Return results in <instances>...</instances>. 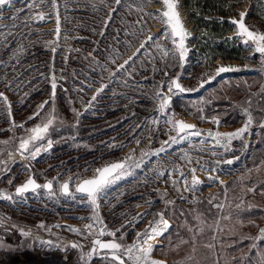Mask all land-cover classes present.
<instances>
[{"label":"rangeland","instance_id":"374dc122","mask_svg":"<svg viewBox=\"0 0 264 264\" xmlns=\"http://www.w3.org/2000/svg\"><path fill=\"white\" fill-rule=\"evenodd\" d=\"M133 2H135V0H133ZM146 2V12H152L157 7L156 4L148 2V0ZM78 3L79 0H57V10L60 16V34L58 43L55 45V54L51 51L53 45L46 46L48 41L57 39L55 35L56 11L51 8V0H45L41 7H33L31 9V12L43 11L46 13V18L43 21H34L32 19L26 21V23H30L28 27H32V81H36L35 78L37 76L33 75L38 73L37 71L33 74L35 67L42 65L52 66L53 59L56 76L58 78L62 76L65 79L66 74L64 68L68 65V62L71 61L70 59L75 58L69 57L70 49L74 47H78L79 49V41L76 42L77 38L89 37L91 40H94V35H88V33L85 32L87 21H78V23L83 25L82 27H80V24L75 22L78 15L76 13L80 12L78 10ZM127 3V1L123 0L119 8H126L124 9V13L120 14L125 15L129 19H126V21L123 19L121 22L122 26L113 24V20L111 23L114 31L116 32V35L113 36L115 39V45L113 48L119 50L121 53L120 57L116 59V64L122 63L124 59L130 56L149 31L155 35L162 29V25L153 17L146 16L143 13L136 12L135 10L129 11L127 9ZM116 7L117 6L113 2L110 7L109 5H105L104 10H100L97 17L105 20L108 16L109 9ZM16 8L24 9V11L19 14V18L16 19L20 22L25 19V15L29 13V9L21 3V0H14L10 7H5L0 10V37H3V34H16V32L10 31L11 28L13 29V21H15L10 17H12L13 11ZM244 9H247L246 23L254 26L255 29L264 31V0H235L234 2H230V7L227 8V15L225 17H220L219 19V21L224 22L222 30L223 28H229L230 30H226V33L222 38L212 39L217 43H221V46L224 44L221 48H225L227 50L231 49V53L238 56L235 58H232L233 56L231 58H224L222 56L216 57L214 54L208 55L204 52L206 48H203L201 42L209 43V37L205 38L207 42H205L202 37L209 34H202L200 29L192 23L185 9L184 1L179 0V11L181 17L184 21L185 27L192 33L189 43L190 52L188 61L185 65L182 83L185 86L195 87L202 73L208 72L211 74L215 67L219 64L231 65L239 68L238 71L222 73L214 81L206 84L199 92H194L191 95L174 97L173 108L177 113L175 118L196 124L197 128L201 131L216 129L217 126L207 120L202 122L198 119L195 109L191 107V101L197 96L203 95L210 98L214 97L212 104L206 106V114H220L221 124L218 126V130L221 132L233 131L242 125L243 116L242 112H240L239 118L241 120H238L233 124L231 122H224L221 111L223 110V106L226 104L224 102L226 101L225 97L229 98L230 96H238L246 101L247 97L255 92L247 94L244 91L243 95L242 88H249L252 84L254 88L256 85L261 87V84L264 83V72L259 70L258 54L255 59H247L246 57L249 56V50L245 49L239 41L228 39L234 31V25L230 23L229 17L237 16L238 18L239 11ZM141 16H143L142 23L145 31L143 33H137L134 37L132 35L133 30L139 27V25L135 22ZM88 17L90 16L88 15ZM113 17L114 15H112L111 19H113ZM214 18L217 19V16ZM21 23L24 22L22 21ZM75 26L78 27L79 31L73 30ZM125 30L128 32L127 36L125 35ZM117 31H119L118 36ZM205 33H207V31H205ZM126 41L131 44V47L127 46ZM160 43L164 44L167 42L161 40ZM113 48L109 54L103 58L101 57L100 61L97 60L98 58L96 57L92 62V66L85 65L88 68L90 67V70L85 69L84 72L80 73L79 77L73 74L70 75L69 78H71V81L69 78L67 79V81L73 85L72 88H69L71 94H69L70 98L68 100L70 108L68 116L72 119V121L69 120L70 124H74L76 119L73 109L80 112L79 121L80 118H83V123L91 126L105 121L106 125L104 126L114 127L113 123L115 122L108 121L112 118L115 119L121 116V119H118L117 121L120 124L119 128L116 129L115 132L112 131L109 134L107 133V135H100L102 130H100V133H98L99 130H95L93 132L89 131L84 135V137L90 135H94V137H91L90 140H85L83 144H80V149L71 148L74 153L72 154L73 156H70V159H74L75 162L78 161L77 159L82 161L81 157H83V151H85L87 155L88 149H94L95 157L99 158L96 163H94V168L103 163L104 160L123 158L126 154L133 150L135 152V156L139 158L141 149L150 150L159 148L160 142L168 138L167 135L164 134L168 126L161 122L159 125V132L155 131V126H152V136H154L155 139L152 144L149 145V124L146 118L154 114V101L152 99V94L155 91V85L163 78L164 65L160 60V56L157 54L155 49H149V51H151L156 57L155 64L159 69L156 73L152 72V62L149 61L147 57L140 55L135 64V71L138 74L128 77L121 73L117 76L115 81L109 83L108 72L105 71L101 73L99 65H105L108 69L115 68V64H112L108 59L110 55H114ZM33 53H38V55L35 57L33 56ZM205 56L210 57L209 62L204 60ZM65 57H67L66 62ZM97 61L99 62V65L97 64ZM141 63L144 64V68L140 67ZM206 64L207 66H205ZM245 65H247L246 68L244 67ZM13 68L14 67L11 66L10 70H13ZM177 71H180V69L176 68L172 75H175ZM1 75L2 74L0 72V79ZM48 79H50V77ZM101 82L107 83V88L97 95V99L93 101L91 107L86 110L85 105L91 99L95 89L99 87ZM77 87H83L84 91H77ZM237 92H239V94ZM216 100H218V102H216ZM132 102H137L136 105H138V107H143L144 102L148 103L146 112L143 114L140 112H138L139 114L134 113V115L138 116L135 122L134 119H130V114L134 111L132 107L131 110L129 109V104L133 105ZM183 106L188 107L186 109ZM117 108L118 110L122 109L123 112H117L113 114V116L108 115L109 112H116ZM65 110L68 109L65 107ZM260 117H258V119ZM94 118L97 120L99 118L100 120L94 121L92 120ZM124 121H126V125H124ZM138 125L141 127H137ZM250 131L251 135L245 134L244 136V141L248 142L247 148L242 146L243 141L235 140L232 142L230 151L218 149L215 156L212 155L211 152L206 151L211 148L212 145H200L198 143L199 138H194L191 148L188 142H181L171 145L164 153H160L158 156H148L145 158L144 164L139 169H135L131 176L118 181L107 192L106 196L101 200V215L104 217L108 225H111V219L114 218V216H116L117 219H121L118 224H122L125 219L131 220V217L136 213L147 211L149 212V215L145 216L141 222L137 223L135 229L133 230L139 231L144 228L150 219H152L151 212L165 207L163 201L157 194V190L160 192H164L166 190L168 198L175 200V204L169 206V211L167 213V218L171 221V231L166 234V238L163 240L162 244L158 243V245H156L154 256L167 261V264H175L186 254L190 253L188 248H183L188 244L180 245L179 248L176 249H173L171 245L177 244L178 239L181 237L188 238L187 234H189V232L185 227L186 220L191 224H195L196 221L194 220V217L197 214L202 215V213H200L195 206L196 203L204 199L208 200L207 203L213 210L214 214L210 210L209 212L212 213H210L211 219L207 221L208 223H212V221L219 215L220 211L219 209L212 207L209 203L213 197H215L213 202L224 203L225 197L227 196L228 203L225 204V214L229 211L235 212L236 210L233 207H230V205L238 203L239 199L242 198L245 201V205L241 210V215H244L242 219L245 223H237L235 216H233L230 220L221 221L222 231L217 232L216 241L211 240L210 242L215 244V249L209 250L213 254L209 256V259H212L214 264H216L217 260L219 261V264H231V262H233V258L236 257L237 263L234 264H242L247 263L249 260V257L243 256L242 253L245 251L255 250L258 261V252H264V250L260 249L258 245L264 240L256 242V247H251L253 241L250 237H253L258 233L257 225L264 226V194H262L264 193V164L261 163V161H264V151L263 153H260L263 146L258 151H256L255 148V145H260L262 143L264 134L257 133L256 125H254ZM136 139L141 141L139 145L135 143ZM120 144H123L124 147H109V145ZM75 147H77V144ZM200 148L205 149V151H199L198 149ZM185 151L190 152L193 166H196L195 161L199 159L201 163L207 161V166L209 167L215 165L217 171L209 173L198 169L196 174L202 182L198 190L195 193L184 192L182 190L178 194L172 188L167 179V175L158 179L157 176L154 175L152 169L155 168L159 170L161 168H171L174 165H180L190 181L191 173L189 171V166L186 161L180 159L181 153ZM256 152L263 155L262 158L259 157L260 162L258 163L253 158ZM66 155L67 153H65L64 156H61L60 159H55V156H53V160L51 161L53 162L52 164L63 161V159L65 160L67 157ZM101 156H103V160L100 159ZM233 156L238 157V159L233 160L231 164L217 163L218 160L227 161L232 159ZM86 159L91 160L93 158L87 157ZM87 174L91 175V172H88ZM210 175L218 177L219 179L216 180L215 183H211L209 181ZM220 180L224 181L223 185L219 182ZM230 180L233 181L232 184L227 186V189H225L224 185H226V183ZM253 180H256L257 182H250ZM253 185L255 186V189H257V187L259 189L245 194V186L252 187ZM180 186L181 189H183L182 183ZM121 193L123 194L121 195ZM180 195L187 197V199H179ZM220 195H222L221 198H219ZM193 196L196 197V202L193 201ZM67 199L68 200L54 201L51 203L42 201L32 204L31 202H28L21 204L20 207H18V203L12 204L9 201L0 200V217L7 219L9 227L13 222L21 226L31 227L34 233H38L45 239L55 240L57 236H59L65 240H81V237L69 231L63 230L62 228L53 227V235L49 236L47 232L36 229L35 227L40 221H44L45 224L49 225L60 224L62 226L74 225L82 227L85 221L78 219V217H87L90 213V209L83 207L79 198L76 200ZM149 200L152 201L151 206L146 203V201ZM247 204H251L253 207L248 209L246 207ZM35 205H42L43 208L40 210H34L32 209V206ZM136 205L140 206L136 207ZM173 208L174 211L172 210ZM255 209L259 210L254 211V213L251 212ZM18 210L25 211V213L19 214V212H16ZM181 210H183V213H181ZM121 213H125L126 215L122 217ZM257 214L262 215L257 217ZM202 216L207 219L206 215ZM248 220L255 221V224L247 223ZM182 232L185 234H182ZM204 234H208L210 237V232L207 228H205ZM168 236L171 237V245L167 239ZM0 240L5 241V247L0 249V264H61L60 255L62 253V248H48L42 246L39 242H35L34 244L32 240L21 237L18 229H12L10 231L0 229ZM221 241H223V243H221ZM245 242H247V244ZM85 243L87 242L85 241ZM241 243H244L245 246H236ZM202 244L198 245V254L202 249ZM161 246H163V257L158 253ZM234 246L236 249L235 251H232L231 249ZM229 251L235 253H230ZM78 255H74L72 257V261H76ZM198 257L202 258L200 255H198ZM205 263L206 262H204V264Z\"/></svg>","mask_w":264,"mask_h":264},{"label":"snow or ice","instance_id":"6c2138e0","mask_svg":"<svg viewBox=\"0 0 264 264\" xmlns=\"http://www.w3.org/2000/svg\"><path fill=\"white\" fill-rule=\"evenodd\" d=\"M14 0H0V10L5 7H10ZM45 0H21L26 8L29 9V13L25 15V20L32 19L34 21H43L46 18V13L43 11L31 12L33 7L39 8L44 4ZM103 2V0H101ZM123 0H113V3L117 6L116 8H110L107 18L104 21L105 29L111 20L113 14L118 11L119 6L122 4ZM148 2L157 5L154 11H145V0H128L127 9L129 11L135 10L136 12L143 13L146 16L153 17L161 25L162 29L157 34H152L150 31L144 38L140 41L139 46L132 52L130 56L123 60L122 63L116 64V59L121 55L119 50L114 49V55L108 57L112 64H115V68L108 69L105 65H99L101 73L108 72V82H113L116 80L117 76L121 73L128 77L138 74L135 71L136 60L140 55H143L152 62V72L156 73L159 69L156 67L155 60L156 57L153 55L149 49H155L157 54L160 56V60L164 65L163 78L155 85V91L152 94V99L154 101V114L147 117L146 120L149 124V145L152 144L155 139L152 136V126H155V131L159 132V125L161 122L165 123L168 127L164 134L167 135V139L160 142V147L156 149L140 150V157L135 156V152L130 151L123 158H116L113 160H104L103 163L99 164L95 168H91L86 165L82 171H77L69 175L66 179L60 181V176L62 173H58L56 176L50 179H45L41 184L38 182L35 174L31 169V161H36L42 153H48L53 148V144L56 140L53 139V133L57 132L62 128L65 123V117L61 116L56 107V93L58 88V80L64 79V77H57L53 65L51 66L50 72V86L51 92L49 98L41 101L36 105L35 110L25 119L21 120L19 123L14 119V113L12 110V102L5 92L0 91V105L3 106L4 113L7 116V122L9 127L6 131L12 133L6 139L0 140V175L10 172V165L15 163L17 160L25 162L23 171L27 172L28 175L23 182L16 184L14 191H7L0 189V200L9 201L12 204L26 202V193H33L39 195L40 189L44 190V194L48 198L56 197L57 186L59 194L64 198H69L76 200L78 197L80 203L83 207L90 209V213L87 217H78V219L84 220L85 223L82 227H77L74 225L62 226L60 224L49 225L45 224L44 221H40L35 227L36 229L43 230L49 234L53 235L52 228H62L63 230L69 231L79 237L81 240H65L59 236L55 240L45 239L38 233H34L31 227L21 226L16 223H12L9 227L7 219L0 217V229L4 231H10L12 229H18L21 237L30 239L34 242H39L42 246L51 248H63L67 250L68 246L72 249H76L79 252L78 261L79 264H167V261L163 259L156 258L154 256V251L156 250V244H162L163 240L166 238V234L171 231V221L167 218V213L169 211V206L175 204V200L168 198V193L165 190L160 192L157 190V194L164 203L163 209H158L151 212L152 219L144 226L143 229L135 231V236L131 243H126V237L128 235V229H135L137 223L141 222L145 216L149 215V212L136 213L131 217V220L125 219L119 227L112 228L108 225L104 217L101 215V200L106 196L107 192L115 185L118 181L124 179L125 177L131 176L135 169H139L150 155H159L164 153L167 148L171 145L178 144L181 142H188L191 148L194 138H199L198 143L200 145L209 144L212 145L211 148L207 149L216 155L218 149H224L225 151H230L232 147V142L235 140L243 141L242 146L244 148L248 147V142L244 141L245 134L251 135V129L254 125L257 126V133L264 134V109H261V117L256 119L251 111L252 97L254 95L260 94L264 95V83L261 84L258 93L250 94L246 101L239 105L243 122L242 125L233 131L221 132L218 130V126L221 124L220 114L207 115L206 106L212 104L214 97H205L203 95L197 96L191 101V107L195 109V113L200 121H209L216 125V129H208L206 131H201L197 128L196 124L185 122L182 119H176L177 113L173 108L174 97H179L183 94L199 92L206 84L214 81L222 73L238 71L239 68L231 65L219 64L211 74L204 72L198 79V83L195 87L185 86L182 83V77L184 74L185 65L188 61V56L190 52V37L192 33L185 27L184 21L181 17L179 11V0H148ZM51 8L56 11V28L55 35L56 40L48 41L46 46L53 45L51 51L53 54L56 53V46L58 43V38L60 34V16L57 10V0H51ZM23 8H16L13 11V20L19 18V14L23 12ZM247 9L241 10L237 16L229 17L230 23L234 25V31L231 36L228 37L229 40L239 41L245 49L249 50V56L247 59H255L258 54L259 59V70L264 72V31L255 29L254 26L246 23ZM143 16H141L135 22L139 27L134 29L132 35L135 37L137 33H143L145 31L144 25L142 23ZM14 27V25H13ZM101 30V33L105 31ZM119 31H117V36ZM125 35H128L127 30H125ZM166 41L167 43H160V41ZM119 42V41H117ZM127 43L128 47L131 44ZM25 51L23 45H18L13 56H18ZM93 55V53H89ZM67 57H65V62ZM204 60L206 62L210 61V57L205 56ZM207 66V64L205 65ZM141 68H144V64H140ZM245 68L247 65L244 66ZM169 68L176 69L179 68L175 75H172ZM12 81H9L5 87L11 90ZM108 84L101 82L99 87H97L91 97V99L85 105V109L91 107L93 101L97 99V95L101 93ZM77 91H84L83 87H77ZM67 91V89H65ZM227 99V97H225ZM22 102V101H21ZM50 105V106H49ZM187 109L188 106H183ZM75 113V123L72 125L74 128L79 124L80 112L73 109ZM33 121L31 126H28V122ZM137 127H141L138 125ZM19 130V134H17ZM5 131V130H0ZM135 143L139 145L141 141L139 139L135 140ZM110 148L124 147L123 144L120 145H109ZM199 151H205V149L200 148ZM103 160V156L100 157ZM180 159L186 161L189 166V171L191 173V179L189 181L188 176L183 171L180 165H174L171 168H161L159 170L152 169L154 175L158 179L163 178L167 175V179L170 182L172 188L179 194L182 190L184 192L195 193L200 184L202 183L198 177L197 170L209 173H214L217 171L215 165L207 166L208 162L204 161L201 163L199 159L195 161L193 166V161L190 156V152H182ZM238 159V157L233 156L232 159L227 161L218 160L217 163H228L231 164L233 160ZM95 161H93L94 163ZM264 164V161H261ZM51 167V166H49ZM91 172V175L87 173ZM43 174V173H42ZM14 179L10 178L8 184L12 185ZM218 177L209 176V181L215 183ZM58 182V183H57ZM222 185L224 181H219ZM181 183L183 184V189H181ZM227 189V185H224ZM74 188V191L72 190ZM255 186L247 187L245 186V194L253 192ZM123 193H121L122 195ZM264 194V193H262ZM179 199L186 200L187 197L182 195ZM193 201L196 202V197H192ZM215 197H213L209 203L212 207L219 209V215L212 221L208 223L201 214H197L194 217L196 221L195 224L185 221V227L190 233L189 238H179L177 244L171 245V237L168 236L169 244L173 249L179 248L180 245L188 244L190 246V253L182 257L177 264H204V259L198 257V245L201 244V237L204 234L205 228L210 232V239L216 241L217 232L222 231L221 221L230 220L233 216L236 217L237 223L243 224L245 221L241 218V210L245 205V201L240 198L238 203L231 204L236 211H229L225 214V204L228 203L227 196L225 197L224 203L213 202ZM150 206L152 201H146ZM140 205H136L139 207ZM248 209L253 206L247 204ZM174 211V208L172 209ZM183 213V210H181ZM125 213H121V216H125ZM247 223L255 224V221L248 220ZM258 233L250 237L253 241L251 247H256V242L264 240V226H258ZM85 241L87 243H85ZM223 243V241H221ZM33 244V246H34ZM5 247V241L0 240V249ZM202 247L214 250L215 244L209 243L207 241L203 242ZM257 264H264V252H258ZM216 264H219L217 260Z\"/></svg>","mask_w":264,"mask_h":264},{"label":"trees","instance_id":"16d2710c","mask_svg":"<svg viewBox=\"0 0 264 264\" xmlns=\"http://www.w3.org/2000/svg\"><path fill=\"white\" fill-rule=\"evenodd\" d=\"M128 2V0H125ZM147 1V0H146ZM145 1V7H147V2ZM184 1V6L185 9L188 13V17L189 19L192 21V23L195 24V26L200 29V31L202 32V34H209L207 36H204L202 38H204L203 40L205 42H207L205 40L206 37H209V43H203L201 42V45L203 46V48H206L204 52H206L208 55L211 54L214 56H222L224 58H235L238 55H233L231 53V49L227 50V49H223L221 47L224 46V44L221 46V43H217L216 41H214L213 39H220L224 36V34L226 33V30H230L229 28H223L222 30V25H224V22L219 21L220 17H225L227 15V8L230 7V2H234L235 0H183ZM113 0H103V2H101V0H79L78 3V10L80 11L75 22L78 23L79 20H83L84 22L87 21L86 23V31L88 33V35H94L95 38L94 40H91L89 37L88 38H81L78 37L76 42L79 41V49L78 47H74L70 49V58L75 57L74 59H70L71 61L68 62V65L65 66V79H60L65 81L66 83L69 84V88H72L73 85L71 83H69L67 81V79L70 77V75H76L77 77L80 76V73L84 72L85 69L90 70V67H86L85 65H89L92 66V62L95 60V58L97 57L100 61V58L105 57L107 54L110 53V51L112 50L113 46L115 45V39H114V35H116V32L113 29V25L112 20H113V24H116L117 26H122L121 22L123 19H129L128 17H126L125 15H121L122 13H124V9L126 8H119L118 11L113 14L114 17L113 19L110 20V22L108 23L106 29H105V25H104V21L103 19L97 17V15L99 14L100 10H104V6L105 5H110L112 4ZM119 13V14H118ZM121 13V14H120ZM88 15L90 17H88ZM83 16V17H81ZM217 16V19H215L214 17ZM133 21V19H132ZM82 27L83 25L80 24ZM125 26H126V22H125ZM96 28V29H95ZM99 28V29H98ZM105 29V31L103 32V34L101 33V30ZM73 30L79 31L78 27L75 26L73 28ZM123 30V29H121ZM204 30V32H203ZM205 31H207V33H205ZM91 32V33H90ZM213 38V39H212ZM114 49V48H113ZM93 53V55H89V53ZM38 53H33V56H37ZM39 60V58H38ZM176 69H172L169 68L168 71H170L171 73H173ZM164 71V69H163ZM71 81V78H69ZM58 80V81H60ZM243 90V95H244V91L248 94L255 92L258 93L260 87H258L256 85V87L254 88L253 84L249 87V88H242ZM239 94V92H237ZM56 99H58V95L56 96ZM65 99V98H64ZM69 100V99H68ZM225 100V99H224ZM66 102V101H64ZM143 102V101H142ZM216 102H218V100H216ZM226 104L223 106V110L221 111L223 116L222 119L224 120L225 123L231 122L232 124L237 122L238 120H241L240 117V112L241 109L239 107V105L243 104L245 102V100L241 97H232L230 96L229 98L226 99V101H224ZM132 104H129V109L131 110V107L133 108V112L130 114V119L133 120L134 122L136 121V119L138 118L137 115H134V113L139 114L138 112H140L141 114H143L144 112L147 111V106L148 103L144 102V106H140L138 107V105H136L137 102H132ZM59 104V103H58ZM56 104V105H58ZM68 104V102H67ZM62 106V105H61ZM68 110L64 111L62 115L63 117L68 116V112L70 111L69 108V104H68ZM261 109H264V95H260L257 94L256 96L254 95L252 97V105H251V111L254 114V117L256 119H258V117H260L262 114L260 112ZM136 111V112H135ZM117 112H123V110H118V108L116 109V112H109V116H113V114L117 113ZM69 117V116H68ZM100 118V117H99ZM98 118V120H100ZM118 119H121V116L115 119H110L108 122H115L114 127H107L104 126L105 121L94 124L93 126L91 125H87L85 123H81L76 125L74 128L72 127L73 124L69 123V120L72 121L71 117L69 120H67V122L65 123V125L60 128V132L62 133L63 130H66L67 128V135L70 136H74L75 140H82L83 138H89L90 136L84 137V135L91 131H95V130H99L98 133H100V130H102V133H100L101 135H107V133H111L112 131H116V129L119 128V122ZM94 121H98L97 119H92ZM80 123V122H79ZM124 125H126V121L123 122ZM79 130L82 132L83 131V135H81L79 133ZM57 132H54V136H56ZM66 135V134H64ZM61 136V135H59ZM120 136V135H119ZM60 137L59 139H57V141H61ZM88 139V140H89ZM57 143V142H56ZM58 144V145H57ZM56 144V149L55 152H61L64 150V146H59L61 145V143H57ZM256 147V151H258L262 146L261 152L263 153L264 151V138L262 143L259 145H255ZM260 153L254 154V159L256 160V162H260V158L263 157V155H260ZM232 180L228 181L226 183L227 186H230L232 184ZM250 182H257L256 180L250 181ZM257 189H259L257 187ZM255 189V191L257 190ZM222 195L219 196V198H221ZM207 199L201 200L200 202L196 203V207L199 210L200 213H202V215H206L207 216V220L211 219V212H209L210 210L213 212V210L211 209V207H209L208 203H207ZM181 209V207H180ZM185 210V209H184ZM259 209H255L251 212L254 213V211H258ZM178 211V210H177ZM178 213V212H177ZM182 213V212H181ZM211 213V214H210ZM242 213V212H241ZM214 214V212H213ZM194 215V214H191ZM262 214H257V217H259ZM213 217V215H212ZM244 215H241V218H243ZM213 219V218H212ZM182 234H185L184 232H182ZM188 238L190 236V233L187 234ZM201 244L205 241L207 242H211V239L209 237L208 234H204L201 238ZM247 244V242H245ZM264 241L262 243H259L258 247L262 250H264ZM236 246H245L244 243L241 244H237ZM183 248H188L189 252H190V246L187 245ZM201 251L199 252L198 255H200L203 259L204 262H206L205 264H214V262L212 261V259H209L210 255H213L209 249H206L204 247H201ZM236 247L234 246L231 250L235 251ZM229 251L230 253H235ZM158 253L163 257V246H161L158 250ZM243 256H248L249 260L247 263H242V264H257V254L255 250H251V251H245L242 253ZM237 263V258L234 257L233 258V262H231V264ZM177 264V262L175 263Z\"/></svg>","mask_w":264,"mask_h":264},{"label":"flooded vegetation","instance_id":"af4514ba","mask_svg":"<svg viewBox=\"0 0 264 264\" xmlns=\"http://www.w3.org/2000/svg\"><path fill=\"white\" fill-rule=\"evenodd\" d=\"M28 20L23 19L22 21L24 23H21L22 21L20 22L19 20L13 21L14 27L13 29L11 28L10 31L16 32V34H3V37H0V72L2 74L0 79V91L5 92V94L9 97V100L12 102L14 119L17 121V123H19L21 120H25L35 110L37 104L49 98L51 92V86L49 82L50 79H48L50 77L49 74L51 72V66L42 65L39 67H35L33 74L37 71L38 73L33 75L37 76L35 78L36 81H32V27H28V25H30V23H26V21ZM18 45H23L25 51L18 56H13V53L15 52V49ZM11 66L14 67L13 70H10ZM9 81H12L11 90H8L5 87V85H7ZM65 89H67V91H65ZM69 94H71L69 90V84L63 80L58 81V88L56 93V96L58 95V99H56V104H59L56 105V107L61 116L64 115L63 112L66 111L65 107L68 108L67 102L70 98ZM191 94L192 93H189L187 95ZM69 119L70 117L67 116L65 119L66 122ZM83 122L84 119L80 118L79 124ZM32 123L33 121H29L28 126H31ZM8 127L9 125L7 122V116L4 113L3 106L0 105V130H5L0 131V140L6 139L8 136L12 135L11 132L6 131ZM67 131L68 130L66 128V130H63L62 133H59V129L56 136L53 137V139L56 140L57 143H61V145L59 146H64L63 151L54 153L57 144L55 142L50 152L42 153L36 161L30 162L32 172L35 174L39 183L42 184L45 179H50L51 177L56 176L58 173H62L59 178L60 181H62L69 175L76 173L77 171H82L86 165L94 168V163H96V161L99 159L98 157H95L94 149H88L87 155L86 152L83 151V157H81L82 161H80V159H77L78 161L75 162L74 159H70V156L74 153L71 148L80 149V144H83V142L85 140H88L89 138L87 137L83 138L82 140H75L74 136L69 137L67 135ZM79 133L83 135V131L81 132L79 130ZM17 134H19V130ZM52 135H54V133ZM60 137H62L63 139H61V141H57V139H59ZM91 137H94V135H91ZM76 144L77 147H75ZM65 153H67V157L65 160L63 159V161L52 164L53 162L51 161L53 160V156H55V159H60V157L64 156ZM87 157L93 159L87 160ZM93 161L95 162L93 163ZM24 166L25 162L21 160H17L15 163L11 164V171L0 175V189L6 190L7 188L8 191H14L15 185L23 182V180H25L28 175L27 172L23 171ZM13 177H15L14 183L12 185H9L8 180ZM72 190L74 191V188ZM38 191L39 195L33 194L31 192L26 193V202L18 203V207H20L21 204H25L28 202H31L33 204L42 201L51 203L54 201L68 200L67 198L62 197L59 194L58 186L56 197H53L51 199L44 194L43 189H40ZM42 208V205L32 206V209L34 210H40ZM16 212H19V214L25 213V211L22 210H18ZM120 220L121 219H117L116 216H114V218L111 219V225L109 226L112 228L119 227L120 224H118V222ZM134 236L135 231H133V229H128V235L125 242L130 243L133 240ZM78 254V250L72 249L70 246H68L67 250H64L62 248V256L60 257L61 264H79L78 258L76 259V261L74 259V261H72V257Z\"/></svg>","mask_w":264,"mask_h":264},{"label":"bare ground","instance_id":"6f19581e","mask_svg":"<svg viewBox=\"0 0 264 264\" xmlns=\"http://www.w3.org/2000/svg\"><path fill=\"white\" fill-rule=\"evenodd\" d=\"M182 16H183V15H182ZM156 245H158V243H157ZM32 256H35V255H32ZM60 256H62V255H60Z\"/></svg>","mask_w":264,"mask_h":264},{"label":"water","instance_id":"95a60500","mask_svg":"<svg viewBox=\"0 0 264 264\" xmlns=\"http://www.w3.org/2000/svg\"><path fill=\"white\" fill-rule=\"evenodd\" d=\"M189 94V93H188ZM184 95H187V94H184ZM188 123H190V122H188Z\"/></svg>","mask_w":264,"mask_h":264}]
</instances>
